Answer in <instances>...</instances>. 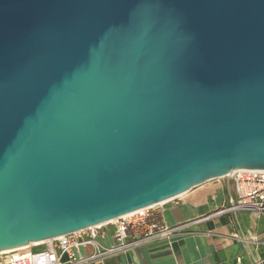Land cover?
Wrapping results in <instances>:
<instances>
[{
  "label": "water",
  "instance_id": "95a60500",
  "mask_svg": "<svg viewBox=\"0 0 264 264\" xmlns=\"http://www.w3.org/2000/svg\"><path fill=\"white\" fill-rule=\"evenodd\" d=\"M264 172V0H0V251Z\"/></svg>",
  "mask_w": 264,
  "mask_h": 264
},
{
  "label": "crops",
  "instance_id": "0c3cea01",
  "mask_svg": "<svg viewBox=\"0 0 264 264\" xmlns=\"http://www.w3.org/2000/svg\"><path fill=\"white\" fill-rule=\"evenodd\" d=\"M236 197L225 177L209 180L159 204L156 217L183 225L168 239H157L94 264H264V215L248 209L220 212ZM104 245L114 243L115 226L103 227ZM93 247H83L84 254Z\"/></svg>",
  "mask_w": 264,
  "mask_h": 264
},
{
  "label": "built area",
  "instance_id": "2783aa9c",
  "mask_svg": "<svg viewBox=\"0 0 264 264\" xmlns=\"http://www.w3.org/2000/svg\"><path fill=\"white\" fill-rule=\"evenodd\" d=\"M231 182L236 197L220 212L248 209L264 215V172L237 169ZM158 205L140 208L112 221L115 231L111 245L99 241L105 236L103 227L110 224L102 223L51 238L42 245L32 243L22 249L0 253V264H94L153 240L168 239L183 225L169 226L160 221L155 213ZM88 246L93 247V251L84 254L82 248ZM38 247L41 248L35 250ZM236 264H242L241 258Z\"/></svg>",
  "mask_w": 264,
  "mask_h": 264
},
{
  "label": "bare ground",
  "instance_id": "6f19581e",
  "mask_svg": "<svg viewBox=\"0 0 264 264\" xmlns=\"http://www.w3.org/2000/svg\"><path fill=\"white\" fill-rule=\"evenodd\" d=\"M168 201V200H167ZM164 202H166V201H164ZM164 202H161V203H164ZM160 203V204H161ZM116 219H113V220H111V221H108V222H106V223H111L112 221H115ZM49 241V239H47V240H44V241H40V242H36L34 245H42V244H44V243H46V242H48ZM30 244H25V245H22V246H19V247H15V248H11V249H7V250H2V251H0V253H9V252H12V251H15V250H18V249H22V248H25V247H27V246H29Z\"/></svg>",
  "mask_w": 264,
  "mask_h": 264
},
{
  "label": "rangeland",
  "instance_id": "374dc122",
  "mask_svg": "<svg viewBox=\"0 0 264 264\" xmlns=\"http://www.w3.org/2000/svg\"><path fill=\"white\" fill-rule=\"evenodd\" d=\"M41 247H38V248H36L35 250H38V249H40Z\"/></svg>",
  "mask_w": 264,
  "mask_h": 264
}]
</instances>
